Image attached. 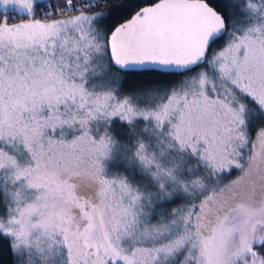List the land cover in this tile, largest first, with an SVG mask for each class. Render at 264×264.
I'll return each instance as SVG.
<instances>
[{
  "label": "snow or ice",
  "instance_id": "1",
  "mask_svg": "<svg viewBox=\"0 0 264 264\" xmlns=\"http://www.w3.org/2000/svg\"><path fill=\"white\" fill-rule=\"evenodd\" d=\"M0 264H264V0H0Z\"/></svg>",
  "mask_w": 264,
  "mask_h": 264
},
{
  "label": "trees",
  "instance_id": "2",
  "mask_svg": "<svg viewBox=\"0 0 264 264\" xmlns=\"http://www.w3.org/2000/svg\"><path fill=\"white\" fill-rule=\"evenodd\" d=\"M126 2H127V0H121V3H126ZM131 82H135V81L133 80V78H129V84H130Z\"/></svg>",
  "mask_w": 264,
  "mask_h": 264
},
{
  "label": "rangeland",
  "instance_id": "3",
  "mask_svg": "<svg viewBox=\"0 0 264 264\" xmlns=\"http://www.w3.org/2000/svg\"><path fill=\"white\" fill-rule=\"evenodd\" d=\"M129 87H134L135 86V82H131L130 84H128Z\"/></svg>",
  "mask_w": 264,
  "mask_h": 264
}]
</instances>
